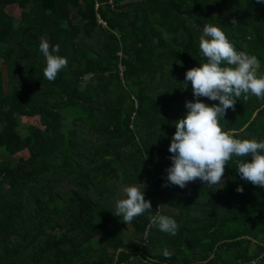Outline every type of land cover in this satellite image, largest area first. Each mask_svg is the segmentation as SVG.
Listing matches in <instances>:
<instances>
[{
    "label": "trees",
    "instance_id": "16d2710c",
    "mask_svg": "<svg viewBox=\"0 0 264 264\" xmlns=\"http://www.w3.org/2000/svg\"><path fill=\"white\" fill-rule=\"evenodd\" d=\"M206 24L264 75L258 0H0V264H264V188L240 178L245 158L216 185L164 186L173 122L195 100L185 73L206 62ZM41 39L68 61L54 81ZM19 116L39 121L23 134ZM245 124L242 137L264 141V100L242 95L220 120L226 131ZM122 184L145 185L152 205L128 225L112 213ZM157 211L176 235L150 222Z\"/></svg>",
    "mask_w": 264,
    "mask_h": 264
},
{
    "label": "clouds",
    "instance_id": "9594fccd",
    "mask_svg": "<svg viewBox=\"0 0 264 264\" xmlns=\"http://www.w3.org/2000/svg\"><path fill=\"white\" fill-rule=\"evenodd\" d=\"M264 3V0H258ZM233 17L231 25H237ZM199 50L206 62L188 69L185 73L183 88L191 83L194 101H186L187 114L174 121V132L169 152L171 165L167 173L166 184L185 188L189 182L197 179L204 184L216 185L223 180L225 166L233 157L245 158L235 161L236 171L245 182L264 188V141L242 137L248 128L245 124L239 130H224L220 120L228 109H235V102L243 95L246 101L249 96L264 100V75L257 74L259 61L246 51H238L228 40L224 31L212 24L203 27L199 37ZM39 51L45 58L46 66L43 75L48 81H54L60 71L67 67L66 57L58 55L59 45H52L41 39ZM179 51V50H178ZM200 97H206L218 104H207ZM251 156L249 160L248 157ZM144 188L136 185L124 186L120 198L116 199L113 215L127 225L134 218L152 210L150 200L144 196ZM242 186L236 191L242 193ZM150 222L161 232L176 235L177 222L160 214L149 216ZM166 257L171 254L165 250ZM153 264H158L154 261Z\"/></svg>",
    "mask_w": 264,
    "mask_h": 264
},
{
    "label": "rangeland",
    "instance_id": "374dc122",
    "mask_svg": "<svg viewBox=\"0 0 264 264\" xmlns=\"http://www.w3.org/2000/svg\"><path fill=\"white\" fill-rule=\"evenodd\" d=\"M8 11L17 20L20 19V14H21L20 9H18L17 7L16 8L12 7V8H9ZM1 66H2V70H3V78H4L5 88L8 89V83H7L8 67L5 65H1ZM18 119H19V125H20V128H21L23 134H26L27 129L29 127H31L32 125H37L38 121H39L38 118H36V117L35 118H27V117L19 116ZM17 156L22 158V159H27L29 157L27 151H23L20 154H18ZM124 186H127V184L126 185L122 184L121 190ZM136 186H138V185H136ZM138 187H140L141 189L143 188V186H138ZM120 193H119V195H120ZM127 231H128V235L126 236V239L131 240V242H133L136 245H139L140 242L138 241V239L135 238L133 230L131 229L130 231L129 230H127ZM94 238L97 241H100L102 243L105 242V238H102L100 232H98V231L95 232Z\"/></svg>",
    "mask_w": 264,
    "mask_h": 264
},
{
    "label": "built area",
    "instance_id": "2783aa9c",
    "mask_svg": "<svg viewBox=\"0 0 264 264\" xmlns=\"http://www.w3.org/2000/svg\"><path fill=\"white\" fill-rule=\"evenodd\" d=\"M253 264H255V261H253Z\"/></svg>",
    "mask_w": 264,
    "mask_h": 264
},
{
    "label": "water",
    "instance_id": "95a60500",
    "mask_svg": "<svg viewBox=\"0 0 264 264\" xmlns=\"http://www.w3.org/2000/svg\"><path fill=\"white\" fill-rule=\"evenodd\" d=\"M255 116H256V114H255ZM255 116H254V117H255Z\"/></svg>",
    "mask_w": 264,
    "mask_h": 264
}]
</instances>
